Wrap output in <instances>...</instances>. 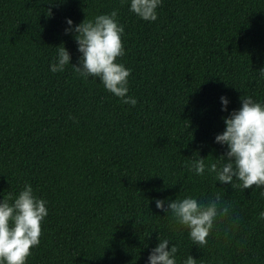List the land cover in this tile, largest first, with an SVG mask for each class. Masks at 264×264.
<instances>
[{"label": "trees", "instance_id": "trees-1", "mask_svg": "<svg viewBox=\"0 0 264 264\" xmlns=\"http://www.w3.org/2000/svg\"><path fill=\"white\" fill-rule=\"evenodd\" d=\"M113 9L134 107L71 65L49 71L61 46L78 63L66 18L79 24ZM261 69L264 0H162L154 22L122 0H0V198L28 182L48 207L27 264H146L162 238L178 246V264L188 255L196 264H264L259 190L189 168L226 152L214 137L241 96L264 101ZM185 196H219L229 208L204 246L155 208V199Z\"/></svg>", "mask_w": 264, "mask_h": 264}, {"label": "clouds", "instance_id": "clouds-1", "mask_svg": "<svg viewBox=\"0 0 264 264\" xmlns=\"http://www.w3.org/2000/svg\"><path fill=\"white\" fill-rule=\"evenodd\" d=\"M137 18L146 22L157 19L162 0H122ZM51 15V11H48ZM118 10L99 14L92 19L74 24L65 19V35H73L76 50L80 54L76 65L70 64L68 50L61 46L49 65L52 73H62L71 65L84 80L98 79L106 91L120 102L135 106L137 100L128 95L131 69L118 62L125 55L122 42L124 25L118 19ZM264 77V69L259 71ZM240 107L222 117L224 130L214 137V143L226 147L218 162L205 164L204 158H194L189 168L197 176L205 174L206 168L214 173L215 183L230 185L237 181L245 190H259L264 197V101L254 100L250 95L239 98ZM230 101L220 97L221 111H228ZM254 186V187H253ZM155 208L170 213L173 221L188 231L193 245L204 246L218 217L229 212L222 205L219 196L206 203L194 196L182 199H155ZM48 215L47 201L38 197L30 183L25 182L17 193L8 192L0 198V264H27L31 250L40 244L41 225ZM258 220L264 221V210L258 213ZM152 247L146 264H178V246L168 238H162ZM180 264H196L188 255Z\"/></svg>", "mask_w": 264, "mask_h": 264}]
</instances>
